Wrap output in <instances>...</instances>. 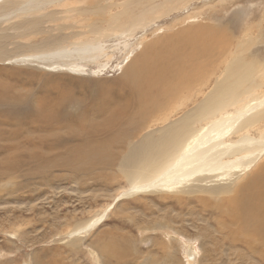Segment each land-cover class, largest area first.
I'll return each instance as SVG.
<instances>
[{
  "label": "rangeland",
  "instance_id": "1",
  "mask_svg": "<svg viewBox=\"0 0 264 264\" xmlns=\"http://www.w3.org/2000/svg\"><path fill=\"white\" fill-rule=\"evenodd\" d=\"M187 32L200 42L223 46L211 55L217 62L210 75L172 97L169 108L147 117L148 127L113 148L110 166L50 169V162L67 157L87 137L61 133L58 144L51 137L40 141L52 128L33 124L24 116L27 106L62 99L63 119L83 124L101 121L118 102L132 107L134 101L120 85L128 59L154 42ZM87 45L102 46L105 55L77 59L72 51ZM192 47L185 39L182 52ZM63 51L65 56H59ZM68 66L85 71L82 76L47 71ZM0 93L3 103L21 102L0 104V160L12 152L19 159L14 175H0V264H264L263 235L244 234L235 243L232 234L223 240L226 229H216L219 215L212 205L229 194L215 176L130 192L175 160L180 138L183 143L202 127L264 99V0H1ZM214 101L225 105L212 108ZM11 113L21 118L16 124L3 116ZM186 131L189 135L183 136ZM220 141L231 144L235 156L257 157L264 142V104L235 130L223 132ZM32 151L47 154L37 166H49L52 173L26 176L36 166L28 160ZM263 162L264 155L259 156L240 180ZM103 214L94 229L69 236Z\"/></svg>",
  "mask_w": 264,
  "mask_h": 264
},
{
  "label": "bare ground",
  "instance_id": "2",
  "mask_svg": "<svg viewBox=\"0 0 264 264\" xmlns=\"http://www.w3.org/2000/svg\"><path fill=\"white\" fill-rule=\"evenodd\" d=\"M184 34L177 35L171 39L167 38L163 41L154 42L136 59H133L134 56L128 59L123 68V76L120 85L123 89H127L131 96V100L134 101L132 107L126 100L125 102L123 101V103L118 102L119 104L113 107V109L107 108L103 112L107 114L102 116L101 121L83 124L81 121H78V119L77 122L74 123H70V121L68 123L67 119H65L66 121L63 119L65 116H61V111L59 110L63 105L62 99L61 102L55 100L53 103L54 105H51V103L48 105L45 100L46 103L40 100L39 102H34V104L30 103V106H27L31 108L27 111L28 115L24 116H28V119L30 118L29 120L32 121L33 124L37 123L44 127L52 128L46 135L40 137V141L44 142L48 139L47 137H51L54 138V140L56 139L54 144H58L61 133L67 135L69 138H78L82 135L87 137L86 142L82 143L81 146L78 145L79 147L77 146L73 151H67V157L61 158L59 161H57V159L50 162V169L53 165V167L57 165L63 168H72L73 166L76 169L77 167L92 169L95 167L104 168L110 166L113 161V148L118 145H123L129 139L133 138L134 132L148 127V123H146L147 117L161 112L168 106L167 104L172 97L177 96V94L180 95L183 90L189 89L195 82L204 80L210 75L216 67L215 64L217 62L212 60L211 55L215 56L216 53H220L223 50V46H216L215 43L211 45L200 42L198 39L192 38L189 32H187V35ZM185 39H190L193 44L188 54L182 52V45L185 43ZM72 52L76 54L77 59L101 58L105 55L102 46L99 48L93 45L80 46ZM59 53V56H65L66 52L63 51ZM68 67V69H61L59 67V69L54 70L48 68L47 71H65L75 75H81L85 71L83 67ZM107 67V64L103 67H98V72L105 71ZM246 72H248V70ZM93 73L96 72L94 71ZM231 85L232 84H230V86ZM1 94L2 93H0V95ZM221 99L222 98H220V100ZM214 102L216 106L211 105L212 108L225 105V103L220 104L221 102L218 103V101ZM10 103H13V105L16 104V106L21 104L18 100L7 103L0 101V104L9 105ZM26 103L28 102L24 104L27 105ZM249 104H247L246 109L241 112L233 115L227 114L219 122L212 124L210 127H202L195 135L192 134L188 137H184L183 143L180 138L181 151L175 160L152 180L132 188L130 192L141 193L144 191H153L157 187H160L157 190H161L164 189V187L161 186L173 185V183L182 182L185 179L198 176H215L213 179L224 186L229 194L223 201L212 205V207L215 208L216 214L219 215L216 222V229L227 230L225 235H223V240L226 239L228 235L231 236V234L233 236L232 241L235 243H238L237 240H241V236L244 234L247 235L248 233L261 234L264 236V162L256 166L257 171L253 175L247 179L244 178L240 180L245 169L251 168L258 157L264 155V142L262 143L263 147L259 150L258 156L257 153H253L252 157H257L247 159V155L238 154L235 156V153H230L229 149L233 146L220 141L223 132L227 135L235 130L238 123L245 118L248 113L264 104V99L258 100L255 104ZM8 115L9 114L3 116L11 120V122L14 121L13 123L15 124L18 119H21L14 113H11V116ZM261 115L251 120L259 121ZM17 123L19 124V122ZM145 124L146 126L143 128ZM180 131L181 133L184 132L181 129ZM178 133L179 129H176L174 134ZM187 135H189V133L186 131L183 136ZM98 136H101V139L99 138V140H96ZM1 141L2 139H0V142ZM257 142L259 144L261 143L259 141ZM46 144L47 142L45 145ZM51 148L54 147L51 146ZM14 149L15 151L18 150L17 147L13 146L12 151H14ZM236 152L240 153V151ZM30 154L31 156L28 160L30 163L36 164V166L34 170L31 169L29 171V174H34L26 176H41L50 172L48 171L49 166H37L38 163L43 162L42 159L44 155L47 154L43 155L42 152L38 153L37 151H32L29 155ZM15 155L16 153L12 152L0 160V175H14L17 172V169H19V159L14 160ZM46 165H48V162ZM156 167L157 166L154 165L153 169H156ZM55 168L57 169L59 167ZM182 171L184 173L180 174ZM1 179L2 178H0V180ZM13 179L14 178L10 176L9 181L13 182ZM223 190L222 187V191ZM104 216L103 214L102 217L91 222L87 227L83 228V230L71 233L69 236H80L81 233L85 234L89 232V230L94 229L103 221Z\"/></svg>",
  "mask_w": 264,
  "mask_h": 264
}]
</instances>
